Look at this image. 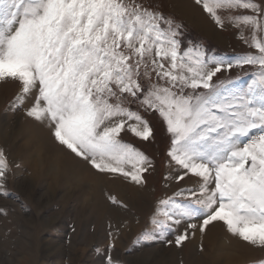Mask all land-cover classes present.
<instances>
[{
	"label": "snow or ice",
	"instance_id": "obj_1",
	"mask_svg": "<svg viewBox=\"0 0 264 264\" xmlns=\"http://www.w3.org/2000/svg\"><path fill=\"white\" fill-rule=\"evenodd\" d=\"M194 3L253 51L229 55L185 41L182 23L141 0H0V82L21 85L11 110L31 100L27 117L51 139L31 138L38 171L71 170L85 187L97 176L142 186L153 160L122 134L154 139L146 117L155 113L170 138L166 179H198L158 202L129 254L160 242L180 247L197 232L203 241L217 222L264 248V0ZM245 66L253 69L247 80L218 76ZM8 171L0 148V194L19 199L5 190ZM114 247L105 264H125ZM238 256L231 241L215 251L216 264Z\"/></svg>",
	"mask_w": 264,
	"mask_h": 264
},
{
	"label": "rangeland",
	"instance_id": "obj_2",
	"mask_svg": "<svg viewBox=\"0 0 264 264\" xmlns=\"http://www.w3.org/2000/svg\"><path fill=\"white\" fill-rule=\"evenodd\" d=\"M141 2L186 24L187 28L183 27L186 38L203 40L229 55L253 51L239 39L235 28L219 30L194 0ZM250 71L253 69L245 66L218 76L225 80H247L246 73ZM20 89L18 82H0V148L9 164L5 190L19 197L0 194V264H105L110 244L115 245L111 255L125 264H216L217 246L232 240L237 243L234 247L239 256L231 264L264 261V248L236 242L221 222L210 226L203 241L197 232L195 238L180 247L174 242H160L146 244L129 254L135 239L150 227L158 202L198 182L194 176L179 182L166 179L170 173L167 155L170 138L164 123L155 113L147 115L154 129V139L149 141L122 134L153 160L154 166L144 174L146 182L142 186L118 176H97L90 187H85L71 170L58 176L47 169H36L28 154L31 138L39 134L50 143L51 139L46 129L27 117L24 109L31 100L24 109L11 110ZM54 147L58 150V146ZM108 195L115 196L120 203H111ZM201 242L204 252L199 250Z\"/></svg>",
	"mask_w": 264,
	"mask_h": 264
},
{
	"label": "trees",
	"instance_id": "obj_3",
	"mask_svg": "<svg viewBox=\"0 0 264 264\" xmlns=\"http://www.w3.org/2000/svg\"><path fill=\"white\" fill-rule=\"evenodd\" d=\"M176 21H178L179 22V20L178 19H176L175 17H173ZM183 24V26H184V28H187V25L186 24H184V23H182ZM184 40L185 41H192L193 43H200V44H202V45H204L207 49H214V50H216V51H218V52H221V50L220 49H217V48H215V47H211L210 45H208V44H206L203 40H200V39H194V38H186L185 36H184Z\"/></svg>",
	"mask_w": 264,
	"mask_h": 264
},
{
	"label": "bare ground",
	"instance_id": "obj_4",
	"mask_svg": "<svg viewBox=\"0 0 264 264\" xmlns=\"http://www.w3.org/2000/svg\"><path fill=\"white\" fill-rule=\"evenodd\" d=\"M229 237L232 238V236H229ZM232 239H234V238H232ZM236 240H237V239H236ZM233 241H234V240H232V243H233V246H234V244H235L234 242H235V241H234V242H233ZM238 241H239V240H237L236 242H238ZM236 244H237V243H236ZM236 244H235V245H236Z\"/></svg>",
	"mask_w": 264,
	"mask_h": 264
},
{
	"label": "crops",
	"instance_id": "obj_5",
	"mask_svg": "<svg viewBox=\"0 0 264 264\" xmlns=\"http://www.w3.org/2000/svg\"><path fill=\"white\" fill-rule=\"evenodd\" d=\"M221 50V49H220ZM222 51V50H221ZM224 52V51H223ZM225 53H227V52H225Z\"/></svg>",
	"mask_w": 264,
	"mask_h": 264
},
{
	"label": "clouds",
	"instance_id": "obj_6",
	"mask_svg": "<svg viewBox=\"0 0 264 264\" xmlns=\"http://www.w3.org/2000/svg\"><path fill=\"white\" fill-rule=\"evenodd\" d=\"M70 159V158H69Z\"/></svg>",
	"mask_w": 264,
	"mask_h": 264
}]
</instances>
